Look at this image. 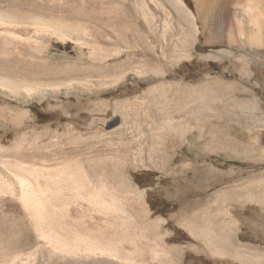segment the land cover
Segmentation results:
<instances>
[{
  "label": "rangeland",
  "instance_id": "1",
  "mask_svg": "<svg viewBox=\"0 0 264 264\" xmlns=\"http://www.w3.org/2000/svg\"><path fill=\"white\" fill-rule=\"evenodd\" d=\"M92 1L46 10L89 44L0 38V180L42 171L60 233L114 252L56 264H264V0Z\"/></svg>",
  "mask_w": 264,
  "mask_h": 264
},
{
  "label": "bare ground",
  "instance_id": "2",
  "mask_svg": "<svg viewBox=\"0 0 264 264\" xmlns=\"http://www.w3.org/2000/svg\"><path fill=\"white\" fill-rule=\"evenodd\" d=\"M4 1L8 2V4L3 5L2 0H0V38H2V43H5V45H10V43L12 44L14 41H35L38 43V39L43 35L51 38L55 37L63 41H76L82 45L89 44L88 40H91L89 39L91 34H89L90 30L88 28L90 25L88 26V23H86L87 20L84 23L82 21L79 22L68 15L61 18L58 15L59 19H57L55 16H50L47 13L51 11V15H53V11H55L56 8L60 9V13L64 9L67 10L65 14H70L68 10L71 9L74 13H76V10L84 13L87 11V7H89L88 4L90 3L88 1L90 0H72L74 2L73 4H70V0ZM35 1H38V3H34ZM98 1L100 3L93 0L92 2H95L93 5L104 3L103 0ZM175 4L182 9V12L186 11L185 4L182 0H175ZM115 5L118 6V4ZM119 7L121 6L119 5ZM46 10L48 11L46 12ZM78 13L79 12H77V14ZM86 15H84V17ZM88 16L86 17L88 18ZM120 16L117 14L115 19L108 20L111 27H127L126 24L123 23L128 22V20ZM84 17H82V19L85 20L86 17ZM106 31L108 30L106 29ZM106 31L104 33H106ZM41 172H34V176H36L35 180H32L22 173L15 174L17 184L19 185L18 190H16L15 187L9 189L12 183L8 185L7 181H3L4 179L0 180V264H42L41 260H39L40 256H38L40 249H42L43 253L46 251L47 261L44 264H56V255L70 256L79 252L87 254V257L113 256V254H111L112 250L103 247L98 239H95V242L89 239L85 241L86 243L81 239L83 244H79L78 241L72 243L76 237L70 242L68 241L70 237L66 238L60 233L59 229L63 227L59 226V224L55 223L52 219V213L57 214L58 212L56 209L53 210L48 206L49 199L46 197L47 191L50 189L53 191V189L50 185H47L46 188L41 186L37 179V177L42 178ZM257 189L258 193H263L264 184L258 186ZM7 194H11L13 199H5L6 197L4 196ZM261 198L263 197L261 196ZM103 201L100 200L98 203L95 202L98 209H101L100 204L102 205ZM66 204L60 207V214L58 213L59 215H55V219H57L56 216H66L68 210ZM262 209H264V206ZM23 212L27 214L29 222L24 219ZM63 221L61 220V222ZM77 223H79V221ZM26 224L29 227H27ZM81 236L78 237L81 238ZM41 245L44 247L42 248Z\"/></svg>",
  "mask_w": 264,
  "mask_h": 264
}]
</instances>
